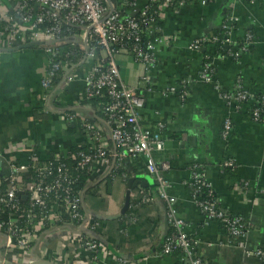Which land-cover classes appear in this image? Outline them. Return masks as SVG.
Segmentation results:
<instances>
[{
	"label": "crops",
	"instance_id": "1",
	"mask_svg": "<svg viewBox=\"0 0 264 264\" xmlns=\"http://www.w3.org/2000/svg\"><path fill=\"white\" fill-rule=\"evenodd\" d=\"M231 13L238 22L228 43L225 34L223 40L217 35L223 32L224 20ZM162 23L158 37L163 36L164 44L157 49L151 91L142 82L143 64L136 62L127 51L117 59L121 79L128 87L140 90L145 98L144 126H151L157 120L167 125L165 150L156 154L155 159L171 164L166 173L173 186L170 194L177 200L179 217L189 226L188 234L203 262L262 264L237 244L233 245L221 224L205 223L192 200V189L185 182L192 177V165H201L221 207L248 219L251 225L245 238L248 251L264 250V0L235 3L218 0L207 5L198 2L178 13L167 12ZM211 36L221 40L214 44L209 41L200 50L191 48L196 40ZM65 41L68 45L74 42L82 52L75 64L76 78L49 101V94L42 86L49 65L43 49L38 45L33 49L23 45L0 51V154L36 141H41L47 151L40 153L43 157L56 154L54 143L61 150L76 145L83 147L82 133L73 126L74 131H70L62 114L74 111L84 88V78L94 62L87 60L77 36ZM246 41L251 43L247 47ZM220 44L229 50L227 55L216 54ZM205 62L210 64V83L201 79ZM172 87L177 93L164 96L163 92ZM181 90L189 94L187 98H182ZM239 90L253 93L254 99L229 101L224 97V94L236 96ZM80 110L91 115L92 104L83 105ZM226 122L230 123V130L225 138ZM109 145L115 150L114 144L109 142ZM227 160H232L235 166L221 168ZM139 176L136 179L144 187L143 191L155 200L140 206L136 222L127 219L134 203L131 199L129 209L123 213L128 183L99 178L89 182L82 191L84 209L99 221L95 235L103 251L97 262L91 261V254L78 244L77 247L69 244L63 232L51 233L46 238L43 249L53 258H44L42 264H63L64 256L74 260L77 257L80 264H121V260L128 264H179L178 254L157 257L170 231L166 204L158 197L154 180L151 178L154 184L145 187L142 185L145 179ZM22 255L16 248L2 252V258L9 262L19 261Z\"/></svg>",
	"mask_w": 264,
	"mask_h": 264
},
{
	"label": "built area",
	"instance_id": "2",
	"mask_svg": "<svg viewBox=\"0 0 264 264\" xmlns=\"http://www.w3.org/2000/svg\"><path fill=\"white\" fill-rule=\"evenodd\" d=\"M217 1L0 0V51L26 44H37L43 49L49 62L42 79L43 89L49 94L48 101L60 89L65 91L77 74V62L73 59L79 58L80 52L74 42L66 44L65 40L69 38L63 37L66 27L80 30L78 35L73 36L80 39L87 60L94 62L91 72L84 78V88L74 111L62 114L66 124L81 130L83 136L85 149L75 154L74 166L68 164L72 159L71 149L61 150L55 143L52 144L56 150L53 156L43 157L40 154L47 152L41 141L25 142L6 154H0V264L10 261L2 258V252L14 248L23 255L19 261H11L10 264H36L44 258L52 260V254L47 253L43 245L51 233L63 232L69 244L76 247L78 244L91 254V261L97 262L103 251V245L95 235L99 222L84 209L82 191L75 190L79 179L76 173L81 171L94 172L97 179H120L125 183L137 181L140 174L151 176L157 186L158 197L166 204L168 224L175 231L165 237L157 257L178 252L179 264H205L188 234L189 226L179 217L177 200L170 194L173 186L166 173L171 164L155 159L156 154L165 150L167 125L157 120L151 126H144L145 98L140 90L124 84L117 59L127 51L136 62L143 64L142 82L150 89L157 69V49L164 44L163 36L158 37L161 33L159 22L163 21L167 12L178 13L188 5L198 2L207 5ZM237 1L241 0H233V3ZM237 22L234 13L224 20L222 30L228 43H231L233 26ZM220 40L217 36L198 39L191 48L200 50L209 41L214 44ZM250 44L248 41L244 43L245 47ZM210 73V64L205 62L201 79L212 82ZM58 79L60 81L57 82ZM237 92L236 96L224 94V97L229 101H247L255 97L245 90ZM175 93L177 90L172 87L163 95ZM181 94L183 99L189 95L184 90ZM104 95L111 101L103 109L105 120L98 118L94 111L91 115L81 112L83 105H90L93 99ZM92 120L96 123H91ZM229 130L230 123L226 122L225 138ZM109 142L114 144L115 150ZM112 159L115 166L111 164ZM234 166L232 160L221 164L223 169ZM116 168L126 169L127 172L117 177L114 174ZM191 173L190 181L185 184L192 189V200L204 216L205 223L221 224L233 245L237 244L245 253L264 264V250L248 251L245 241L251 230L248 219L221 207L201 165L193 164ZM96 181L93 179L91 182ZM140 184L130 193L134 202L127 218L130 222H136V212L143 203L151 204L155 200L150 193L143 191ZM204 189L207 195H204ZM62 260L63 264H80L77 257L74 260L64 256ZM120 262L128 264L126 260Z\"/></svg>",
	"mask_w": 264,
	"mask_h": 264
},
{
	"label": "trees",
	"instance_id": "3",
	"mask_svg": "<svg viewBox=\"0 0 264 264\" xmlns=\"http://www.w3.org/2000/svg\"><path fill=\"white\" fill-rule=\"evenodd\" d=\"M248 1H250V0H248ZM159 27L160 28L163 27V23L162 22H159ZM79 32H80V30L78 28H71V29H69V28L66 27L65 30H64L63 37H69V38H71L73 35H78ZM217 36L221 37V39L223 40L222 37H224V32L219 33ZM145 41H146V39H145ZM239 45L240 44H238L237 46H239ZM25 46L28 48L29 45L28 46L25 45ZM30 47L32 49L33 48H36V46H30ZM31 48H29V49H31ZM216 51H217L216 54L220 53V54H223V55H227V53L229 52V50L226 49V46L225 45H222V44H220V45L217 46ZM79 52H80V55L79 56H81L82 55V52L81 51H79ZM73 60H74V62H77L78 59L75 58ZM58 81H60V79H58L57 82ZM110 102H111L110 99L106 95H104L103 97H100V98L97 97V98H95V99H93L91 101L93 111L97 114L98 118H100L101 120H105L106 119V116H105V113H104L103 109L107 105H109ZM35 114H37V113H35ZM38 116L40 117V115H38ZM44 119H46V117H44ZM90 122L94 124V123H96V120H92ZM69 130L70 131H74V128L69 126ZM79 131L81 132V130H79ZM83 149H85V147L77 148V146H74L71 149V154H72L71 157H72V159H71V161L68 164H71L72 166H74V164H75L74 163V159L76 158L75 157V154L77 152L83 150ZM52 158H53V160L56 159V157H52ZM54 162H56V161H54ZM58 162H60V160ZM58 162H56V163H58ZM111 164L112 165L114 164V166L116 165V163H114V160L113 159L111 160ZM126 172H127L126 169L125 170H122V169H117L116 168L114 170V174L117 177L118 176H121L122 174H125ZM76 176L79 178L78 179V183H77L76 188H75V190H77V191H83L87 187L88 183L91 182L93 179L98 180L96 178V174L94 172H91L90 173V172H87V171H83V172L81 171V172L76 173ZM90 191L91 190H89V191L86 190V192H90ZM203 193H204V195H207L208 194L206 189L203 190ZM130 211H132V209L129 210L127 213H129ZM127 218H128V215H127ZM95 221L97 222L98 220L95 219ZM174 232H175L174 229L173 228H170V231L168 232V235H172V234H174ZM174 254H178V252H176Z\"/></svg>",
	"mask_w": 264,
	"mask_h": 264
},
{
	"label": "water",
	"instance_id": "4",
	"mask_svg": "<svg viewBox=\"0 0 264 264\" xmlns=\"http://www.w3.org/2000/svg\"><path fill=\"white\" fill-rule=\"evenodd\" d=\"M37 44H30L28 46V48H30V46H36ZM139 179H145V182H142V185L143 186H148V185H153V181L151 179V177H144V176H139L138 177ZM140 183V181H136V180H130L128 182V194H127V198H126V204H125V207H124V210H123V213H125L128 209H129V205H130V193H131V190L135 189L137 187V185ZM0 257H1V254H0ZM43 262H38L36 264H42Z\"/></svg>",
	"mask_w": 264,
	"mask_h": 264
}]
</instances>
